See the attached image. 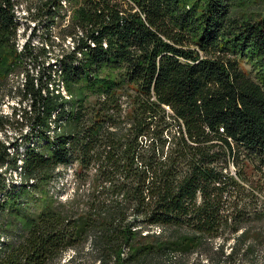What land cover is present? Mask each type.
Instances as JSON below:
<instances>
[{"label": "trees", "instance_id": "1", "mask_svg": "<svg viewBox=\"0 0 264 264\" xmlns=\"http://www.w3.org/2000/svg\"><path fill=\"white\" fill-rule=\"evenodd\" d=\"M27 1L0 0V56L14 57ZM236 2L85 0L73 13V50L26 79L30 110L14 108L37 145L14 155L20 182L0 180V264H264V19ZM104 67L121 82L80 104L78 84L95 88ZM73 162L71 197L51 196L23 231L28 193Z\"/></svg>", "mask_w": 264, "mask_h": 264}, {"label": "rangeland", "instance_id": "2", "mask_svg": "<svg viewBox=\"0 0 264 264\" xmlns=\"http://www.w3.org/2000/svg\"><path fill=\"white\" fill-rule=\"evenodd\" d=\"M84 2L85 0H28L17 10L20 26L14 57L5 53L0 56V61L6 60L8 63L12 61L10 68L6 62L4 65L0 63L2 72L0 76V119L2 122L0 125V180H6L7 183L20 182V172L13 170L11 166L14 155L23 154L27 148L37 145V134H31L33 132L31 114L16 118L13 116L15 107L20 108L22 105L24 113L25 108L30 110L28 102L21 103L20 90L29 76L37 79L41 74L54 73L60 69L57 59L64 53H70L75 45L68 35L67 27L73 13L80 9ZM53 5L57 7L51 9ZM234 10L238 16H245L248 19H264V0H237ZM241 68L251 77L256 76L257 71L251 61L244 60ZM123 74L124 69L122 68L104 67L96 76L98 81L102 82L95 88L90 89L85 87L86 84L79 83L78 86L85 96L84 100L79 99L80 104H85V106L94 104L107 85L121 82L120 77ZM58 83L65 97L69 99L65 82L61 80ZM7 115L11 118L7 120L1 118ZM78 165H80L78 162H73L61 168L57 181L45 189V194L28 193L27 202L21 207L19 214V222L22 223L23 231L29 228L31 220L50 206L51 196L57 202L62 203L71 197L75 185L74 171ZM72 254L70 251L62 263Z\"/></svg>", "mask_w": 264, "mask_h": 264}]
</instances>
